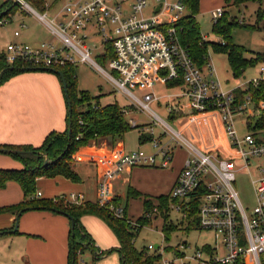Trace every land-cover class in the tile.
<instances>
[{"label":"built area","instance_id":"built-area-1","mask_svg":"<svg viewBox=\"0 0 264 264\" xmlns=\"http://www.w3.org/2000/svg\"><path fill=\"white\" fill-rule=\"evenodd\" d=\"M156 1H163L159 11L146 18L142 14L148 7L147 0H132L128 10L116 0H65L59 18L49 21L47 13H39L19 0L20 5L28 7L49 28L54 41L38 47L10 44L7 61L13 64L21 60L31 67L47 69L85 63L105 72L92 60L87 42L88 26L98 27L104 41L112 44L114 54L108 63L112 74L107 76L119 91L132 97V107L135 104L142 107L154 119L155 126H148L142 132L153 136L151 144L156 149L150 155L138 150L118 157L99 179V206L109 205L113 198L112 182L123 172L155 166L160 154L161 166L167 168L174 159V150L186 147L189 158L171 190L170 207L184 219L192 217V228L211 233L214 243L197 248L192 255L179 251L172 259L164 256L165 249L160 246L149 245L148 250H159V264H264V133L240 134L236 117L247 116L244 121L247 128L248 117L257 112L250 94L239 104L234 93L236 89L246 91L250 85L257 88L264 84V67L260 68L259 77L225 91L218 79L215 80L216 70L210 58L200 68L179 42L174 25L188 13L186 6L181 1ZM171 15L172 19L161 20ZM212 15L216 22L222 17L223 9L213 11ZM179 80L182 82L177 87L179 93L173 97L174 103L167 104L168 113L176 116L173 122H179L172 127L151 105L160 104V96L155 92L157 85L167 87L170 81ZM129 88L150 92L139 98ZM259 109H264V101L259 103ZM210 121H218L220 128H211ZM129 123L137 128L134 121ZM156 129L160 130L159 134ZM214 134L226 140L232 151L230 156L224 155L217 142L208 144L206 136ZM240 174L249 176L254 187L256 206L251 214L235 187ZM41 196L37 193V197ZM65 198L76 204L85 202L83 194L71 193ZM122 212L119 208V214ZM157 213L155 209L149 217ZM182 248L189 246L185 242ZM79 264H85L84 260Z\"/></svg>","mask_w":264,"mask_h":264},{"label":"rangeland","instance_id":"rangeland-1","mask_svg":"<svg viewBox=\"0 0 264 264\" xmlns=\"http://www.w3.org/2000/svg\"><path fill=\"white\" fill-rule=\"evenodd\" d=\"M6 1L7 0H0V6ZM24 1L31 6V4L26 0ZM116 1H122L123 3L126 2L124 9L128 10L129 2H127V0ZM147 1L148 7L142 14V16L146 18L154 15L155 8L163 4V1L160 3H157L156 0ZM64 4L65 0L61 2L58 7L63 6ZM31 7L34 8L33 6ZM259 7L260 4L255 2H249L246 5H241L239 7H231L226 5L225 0H204L202 6L200 5V13L197 16V21L200 25L202 36H204L206 41L210 43H221L225 40L223 35H218L214 32L215 21L212 15L213 11L217 9H224V11L227 13L226 20L228 22H232V20L237 22L236 25L232 26L230 31V37L233 43L244 48L245 51L252 50L264 52V17H262V22L259 23V25H261V29L258 30L254 29L253 27L257 22L256 17ZM261 9L264 10V4H262ZM54 12L55 11H51L48 13L49 21L53 20L55 14ZM16 14L20 16H26L25 20L22 21L21 17H15L13 21L7 22V24L0 26V54H8V45L13 43H21L20 39L15 37L16 32H19L21 36L26 37L33 30L35 32L42 31L44 33V37H46L47 40H52L50 33L47 34L45 25L40 22L36 16H31L29 14L28 7L21 5L20 10H18ZM172 16L173 15L169 17H162L161 20L166 21L168 19H172ZM22 22L26 24L25 28L21 25ZM105 27L109 32L107 24ZM86 32L88 36V47L91 51L92 60L102 67L105 72L112 73L108 65V60H104V58H102L103 54H107V44L104 41L103 35L100 34V29L91 24L88 26ZM108 36L110 35L108 34ZM208 56L216 70L217 78H215V80L218 79L217 81L221 83L222 88L225 91H228L230 87L235 86L237 83L235 78L232 76L227 56L219 51L215 52L211 48L209 49ZM261 67H264V64H260L255 68L247 70L240 79V82L250 81L259 77ZM75 68L79 92H88L97 102H99L101 106L117 103L120 107L127 108L126 119L129 122L134 121L137 125V129H132L129 131L124 136L123 140L125 141L127 150H132L138 147L139 134L143 131L142 129L154 125V119H152L148 112L143 110L142 107H139L136 104L134 107H132L134 103L132 101V97L127 93L119 91L118 88L109 81L105 73L99 70L95 65L77 63ZM21 80L27 81L24 78H20V81ZM129 90L139 98H143L146 93L150 92L149 90L131 88H129ZM155 92L160 96V104H152V110L157 112L160 117L172 127H175L177 124L168 119L167 104L174 103L173 97L179 93V88L169 89L166 86L157 85ZM84 105H80V109H84ZM246 120L247 116L241 115L236 117V124L241 135H244L249 131V129L246 128L245 124L242 122ZM159 133L160 130L156 129V134ZM208 137H210V135H208ZM208 141H211V138H208ZM142 149L148 155L156 153V149H153L151 143H147V146L143 147ZM188 158V149L186 147H177L174 150V167L180 169ZM162 162V156L160 154L157 156L155 166H140L132 168V173L129 172L131 169L123 172L119 178L112 182V190L114 193V190L117 188L118 193L126 197L125 200L122 202V205L121 202L120 204L115 203L114 199H118L119 197L113 194L111 202L104 209H106L117 219H124V217H126L133 224L137 223L139 218L144 216L143 201L139 199H130L128 201L127 197L129 191L132 190V192H135L133 190H136L140 193L151 195L157 198L161 196H169V177L171 173V166L173 164L168 168H162ZM71 167L73 168V163L71 164ZM83 181L85 182L84 189L80 191L76 190L77 186H79L81 182L75 184L72 182L73 184L70 183V186L61 188L58 197L69 196L71 193L79 194V192H82V194L84 193L85 196H87L86 200L88 199L93 202L96 199L94 202L96 203L98 199L97 181L88 175H86V177L84 176ZM235 187L242 204L248 209V213L251 214L254 207L256 206V201L255 191L250 177L246 174H240L237 177ZM37 192L41 194L45 193V186L42 184L41 186L37 185ZM142 198H145L146 200L148 199L143 195ZM57 200L62 201L67 199L62 197L58 198ZM75 205H82V203ZM119 208H122L124 211L122 214H119ZM149 216L150 214L147 216V218H149L151 221L140 230L139 234L135 235V248L138 252L144 251V249L147 248L148 253L153 254L155 251H149V245H153L154 247L160 246L165 249L164 256L168 259H172L173 256L179 254V251H183L192 255L197 248H201L204 244L211 245L214 243V237L211 233L200 231L192 227L189 228L191 230L190 231L188 229L187 222L180 221L182 218L177 213H171L170 219L175 225H180L171 234L169 242H166L164 239V234L162 233L164 218L158 217L155 219L153 217L150 218ZM168 222L169 221H167V224ZM82 225L94 240L97 250L95 254L97 257H99V259L95 260L94 252L89 249L85 250L83 254L78 255V261L81 262L84 260L85 264H121V257L117 250L119 247L117 243L118 240H116L117 238L109 226L98 218H90L87 220V224L82 223ZM21 236L23 235H21L20 231L10 236H0V264H26L24 259L27 257H30L31 259L30 264H51L50 256L49 259H47V255L49 253L53 254V252L57 251V245L52 244L53 242L47 239L44 240L36 237H29L30 239H28L27 236V238ZM185 242L188 244L189 248L181 249V245H183ZM167 246L172 248L171 252L166 250ZM66 251L64 252V257L67 258L69 246ZM157 252H159V250Z\"/></svg>","mask_w":264,"mask_h":264},{"label":"trees","instance_id":"trees-1","mask_svg":"<svg viewBox=\"0 0 264 264\" xmlns=\"http://www.w3.org/2000/svg\"><path fill=\"white\" fill-rule=\"evenodd\" d=\"M26 1L39 13L46 12V0ZM180 1L186 6L188 13L174 27L180 44L188 51L197 66L200 68L206 66L209 61L208 55L210 48L215 52L219 51L227 56L232 76L235 79H240L245 71L256 67L257 64L264 61V58L260 57L256 59L245 58V49L233 43L230 37V31L232 26L236 25L237 22L233 20L232 22H228L226 20L227 13L224 9L222 17L214 23V32L218 35H223L225 40L221 43H210L202 36V31L197 21V16L200 13L201 0ZM249 2L259 3L260 5L264 4V0H225L226 5L231 7H239ZM20 6V4L15 5L14 2L9 0L4 2L0 6V26L12 21L13 16L20 10ZM4 12L6 14L2 15ZM262 17H264V10L260 8L257 12L258 20L257 25L253 26L254 29H261L258 27V24L264 19ZM105 43L107 44V54H103L102 58L109 62L114 56L112 44L108 41ZM24 68L34 67H31L21 60L10 64L7 61V55L0 54V74L4 71L0 78V87L13 77L25 73L22 71ZM55 70L62 72L67 81L68 97L72 106V118L70 119L69 117V105L63 89L68 109L67 128L64 132H51L45 138L43 144L37 148L32 146H0V149L8 151L3 154L14 158L23 165V169L20 170H0V188H4L8 182H16L20 185L24 194L23 202L9 207L6 210L17 213V218H20L25 212L35 210L49 211L59 215L73 217L75 220V228L73 229L70 226L68 264H79L78 255L83 254L85 250L91 249L94 254L97 252L94 240L82 225V218L85 216H95L109 226L119 242L117 250L121 257V264H159L161 259L159 252L149 254L147 248L141 252H138L135 248V235L139 234L140 230L151 221L147 218V215L154 213L152 200L148 199L144 201V216L139 218L137 223L133 224L126 217L124 219L115 218L104 207L99 206L97 202H83L82 205H75L76 203L67 200L58 201L57 199L48 200L37 197V179L40 177H63L73 183L80 182L79 175L71 167L73 156L79 149L92 143H98L103 139H107L115 144L123 140L129 131L137 129L132 128L126 119L127 108H122L117 103L101 106L88 92H79L75 65L68 64ZM37 72L54 74L60 80L63 88L61 77L57 73L52 72V69L49 71L39 70ZM180 85H182L181 80L176 82L170 81L167 87L177 88ZM234 93L239 104L243 103L246 95H251L252 103L257 114L248 117V128L258 136L260 131H264V109H259V103L264 101V84H261L257 88L250 85L246 91L236 89ZM80 105H84V109H80ZM168 119L173 121L176 119V116L170 113ZM70 121L72 122V131L71 135H68ZM153 139V136L145 135L143 132H141L139 137L140 144L142 145L147 142H152ZM45 157H47V165H45ZM141 196L136 191H129L127 199L130 197L137 199ZM168 200V195L161 196L158 199L161 205L159 214L164 218L162 232L164 233L166 242H169L171 234L177 228L170 222L167 224V221H169L168 211L164 210L162 206H166ZM114 202L120 204L121 199L116 198ZM12 230L5 231L4 233L12 234ZM166 250L171 252L172 248L167 246ZM96 259H99V257L95 254Z\"/></svg>","mask_w":264,"mask_h":264},{"label":"crops","instance_id":"crops-1","mask_svg":"<svg viewBox=\"0 0 264 264\" xmlns=\"http://www.w3.org/2000/svg\"><path fill=\"white\" fill-rule=\"evenodd\" d=\"M63 1L64 0H46L45 7L47 10L45 13L48 14L51 11H55L53 19L59 18L58 15L62 10L63 6L58 7V5ZM173 1H180V0H173ZM203 1L204 0H201V4H200L201 6L203 4ZM127 2H129L128 7H130L132 0H127ZM120 3L125 5L126 2L123 3L121 1ZM261 6L262 5H260L259 9L261 8ZM157 8H155L154 10L155 12ZM29 14L31 16L33 15L30 12ZM15 17H21L23 21L25 20L26 16H20L16 14L12 18V21L14 20ZM5 24H7V22ZM22 24H24L26 27V24L24 22H22ZM258 27L261 28V25L258 24ZM45 28L47 34L50 33V30L46 25ZM15 37L20 39L21 43L28 44L33 47H38L41 44L50 41L47 40L46 37H44V33L42 31L35 32L34 30L31 33H29V35H27L26 37L21 36L20 33L19 35H16L15 33ZM51 41H54L53 37ZM245 53H246L245 58L247 59H256L257 57L264 58V52L251 50V51H246ZM260 64H264V61L257 64L256 67ZM104 73L107 76L108 72H104ZM20 78H24L27 81H23V80L20 81ZM107 78L109 79L108 76ZM240 79H235L237 84L233 87H230L228 91L238 88L240 85ZM169 89H173V88H169ZM67 112L68 109H67L65 95L63 92L61 82L57 76L51 73L25 72L22 73L21 75L13 77L0 88V146L7 145V146H32L35 148L40 147L43 144L45 138L51 132L54 131L64 132L66 130ZM242 122L244 123V121ZM177 125H179V122L177 123ZM209 125L211 126V128L213 127L216 130L220 128L218 121L217 122L210 121ZM144 130H146V128H144L143 131ZM248 132H251V130L249 129ZM262 132L264 133V131H260V133ZM208 138H211V141H208ZM206 140L209 145L213 144L214 142H217L219 148L222 151L224 150L225 152L224 155L226 156L231 155L232 151L228 148L227 142L222 136L214 134L213 136L210 135V137L206 136ZM147 143H151V142H147ZM147 143L142 145L140 144L139 141L138 147L132 150H127L124 140L118 141L115 144H113V142L107 139H103L98 143H92L86 147L79 149V151H77V153L73 156V168L81 179L80 180L81 183L79 182L80 185L77 186L76 190L80 191L84 189L85 182L83 181V179L84 176L86 177V175L93 177L97 181V187H98V182L101 177V174L109 170L112 167V165L115 163V161L118 159V157L126 154H131L138 150H143L142 148L147 146ZM173 161L170 164V166L173 164ZM183 168H184V164L180 169L175 168L174 164L171 166V173L169 177V200L167 203L168 206L166 205L162 207L164 208V210L168 211L169 222L171 224L175 225L174 222L170 219V214L177 213L182 218L180 221L187 222L189 229L193 225V223H191L192 217H189L188 219H184L180 213H178L176 210L171 209L170 207V205L172 204V201L170 199V193L179 173L182 171ZM20 169H23V165L19 161L5 154L0 155V170H20ZM129 172L132 173L133 172L132 169ZM70 183L72 182H70L69 180L63 177H56V178L40 177L37 179V185L38 186H41V184L44 185L45 193H42L41 196L42 198L41 197L39 198L58 199L65 197V196L58 197V194L60 193L62 187L70 186L69 185ZM79 194H82V192H79ZM113 194H115V196L121 199V205H122V202L125 200L126 197L120 195L118 193L117 188L114 190ZM140 194L152 200L153 210L158 209V213H159V209L161 208L160 202L158 201L159 197L157 198L143 193ZM83 195L85 197V202H91L88 199L86 200L87 196H85L84 193ZM53 197H58V198H53ZM130 199L133 200L136 198L130 197L128 201ZM137 199L143 201V204L144 201L146 200L145 198H142V196ZM23 200H24V194L18 183L8 182L4 188H0V233H3L0 234V236L3 235L10 236L15 234V233L12 234L4 233L5 231H10L14 228L17 219V213L6 209L23 202ZM95 201L96 199L91 203H94ZM158 217H162V215L158 214V216L156 215L153 218L157 219ZM90 218L97 219V217L95 216H85L82 218V223L87 224V220ZM179 225L180 224L175 225V227L178 228ZM70 226H71L70 221L66 216L59 215L49 211L35 210V211L25 212L21 215L19 220L18 231H20L21 235H23L21 237L27 236L28 239H30L29 237H36L44 240L47 239L53 242L52 244L58 246V250L53 252V254L49 253L47 255V259H49L50 256L51 264H68L69 252L67 258L64 257V252L68 249L69 246V233L71 228ZM117 243L119 245L118 241ZM43 248L45 249L44 246ZM24 260L26 264H30L31 261L30 257H27Z\"/></svg>","mask_w":264,"mask_h":264},{"label":"water","instance_id":"water-1","mask_svg":"<svg viewBox=\"0 0 264 264\" xmlns=\"http://www.w3.org/2000/svg\"><path fill=\"white\" fill-rule=\"evenodd\" d=\"M19 3H20L19 0H15L14 1L15 5H17ZM158 11H159V7L157 8L156 12H158ZM4 14H6V12L2 13V15H4ZM39 70L49 71L51 69H44V68H24V69H22L23 72H37ZM52 72L57 73L61 77V80H62V83H63V89L65 91V94H66V97H67V101H68V105H69V117L71 119L72 118V106H71V102H70L69 97H68V84H67V81H66L64 75L62 74V72L57 71L55 69H52ZM3 73H4V71L0 74V78L2 77ZM71 131H72V122L70 121L68 135H71ZM5 152H8V151L0 149V154H3ZM18 153H24V152H18ZM45 158H46L45 165H47L48 164L47 157H45ZM66 216H67V218L69 219V221L71 223V227L74 229L75 228V220H74V218L69 216V215H66ZM19 220H20V218L18 217L16 219L14 229L11 231V233H16L19 230ZM1 234H3V233H1Z\"/></svg>","mask_w":264,"mask_h":264}]
</instances>
